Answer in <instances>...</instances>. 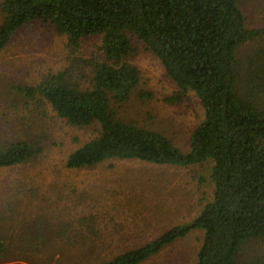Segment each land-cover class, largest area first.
I'll return each instance as SVG.
<instances>
[{"label": "trees", "instance_id": "1", "mask_svg": "<svg viewBox=\"0 0 264 264\" xmlns=\"http://www.w3.org/2000/svg\"><path fill=\"white\" fill-rule=\"evenodd\" d=\"M0 12V52L35 21L64 36L70 55L88 37L100 38L89 59L72 57L60 72L17 87L28 104L49 105L70 126L98 125L97 136L67 157L66 168L111 159L212 163L213 199L192 222L106 264H140L195 230L204 232L195 264H264V28L246 26L237 0H2ZM133 39L175 84L167 102L180 104L193 92L203 107L186 153L118 116L140 83L128 60ZM246 44L251 47L241 55ZM37 152L25 141L0 144V168L24 164Z\"/></svg>", "mask_w": 264, "mask_h": 264}, {"label": "rangeland", "instance_id": "2", "mask_svg": "<svg viewBox=\"0 0 264 264\" xmlns=\"http://www.w3.org/2000/svg\"><path fill=\"white\" fill-rule=\"evenodd\" d=\"M237 3L248 28H264V0ZM99 44L98 36L88 37L70 55L64 36L35 21L19 28L0 52V144L25 141L39 149L24 164L0 168V238L6 239L0 264H106L189 224L213 199L209 160L176 167L111 159L66 168L67 157L97 136L98 125L70 126L49 105L28 104L17 87L38 84L72 57L89 59ZM132 45L128 60L140 83L118 116L188 152L191 133L204 119L202 105L193 92L180 104L167 102L175 84L140 42ZM203 237L192 231L140 264H195Z\"/></svg>", "mask_w": 264, "mask_h": 264}]
</instances>
